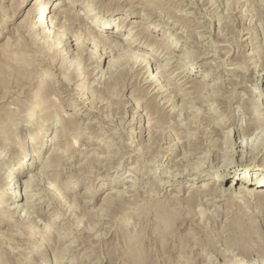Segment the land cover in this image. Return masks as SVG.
<instances>
[{
	"label": "rangeland",
	"instance_id": "374dc122",
	"mask_svg": "<svg viewBox=\"0 0 264 264\" xmlns=\"http://www.w3.org/2000/svg\"><path fill=\"white\" fill-rule=\"evenodd\" d=\"M67 1L60 6L62 0H0V174L5 173L7 180L13 179L9 175L22 179L15 186L13 181V188L0 183V207L12 205L9 190L25 192L24 180L31 174L37 173L40 180L31 198L34 214L26 216L23 210L18 217L11 215L16 212L12 209L1 214L5 222H0V264H264V252L256 256L259 248L264 249V198H240L242 202L230 205L221 193L212 199V194L198 190L212 174L196 178L171 174L190 157H195L191 167L200 173L230 162L229 181L221 184L229 192L237 182L234 174H240L251 157L229 151L236 132L250 129L259 133L257 143L264 141V129L251 124L259 116L255 111L264 113V3ZM54 2L60 7L57 15L70 16L66 23L54 31V18L46 30L28 31L27 24L38 17L34 8L40 11ZM96 19L99 24L123 26L121 38L133 27L139 45L132 50L154 54L156 63H151L149 73L119 48L100 62L89 58L93 41L100 38L91 32L90 22ZM65 30L81 34L84 42L92 40L89 50L76 49L74 37L68 39L73 41L71 50L68 44H59ZM12 55H22L23 65ZM111 57L113 73L107 70ZM184 57L187 65L181 63ZM166 62L170 65L161 66L162 92L145 78ZM22 78L29 83H20ZM40 99H46L44 104ZM191 153L196 155L192 158ZM22 160L34 169L20 175ZM263 161L262 156L259 162ZM54 162L60 164L54 167ZM219 174L226 176L223 170ZM237 190L238 185L232 186ZM191 201L195 204L190 206ZM230 206L236 214L228 217ZM163 207L167 211L157 216ZM237 215L243 218V227L231 233L228 221ZM157 219L165 220V226H158ZM204 252L210 253L206 254L210 261Z\"/></svg>",
	"mask_w": 264,
	"mask_h": 264
},
{
	"label": "bare ground",
	"instance_id": "6f19581e",
	"mask_svg": "<svg viewBox=\"0 0 264 264\" xmlns=\"http://www.w3.org/2000/svg\"><path fill=\"white\" fill-rule=\"evenodd\" d=\"M259 1V0H258ZM69 3V1H67V0H62V2L60 3V6H62L63 4H65V3ZM259 2H261V4H262V2L264 3V0H260ZM41 3V2H40ZM55 3V2H54ZM67 3V4H68ZM38 5H39V2H38ZM19 6H20V4H19ZM51 6V5H50ZM50 6H47V4L45 5V7L44 8H42V9H40V11H39V8L38 7H36V8H34V13L35 12H37L38 11V17H37V20H31L30 21V24H27V25H29L28 26V31H31V33L33 32V34L35 33V34H38V30L37 29H39V30H41V29H43V30H46L45 28L47 27V26H49L47 23H48V21H51L52 20V22H53V19L54 18H57L54 22H53V27L55 28L56 27V25H61V24H64V23H66L65 21L66 20H68L69 18H70V16H67V15H63V16H65V19H64V21H61V19L63 18V16H59V15H57V11H59V5L57 4V3H55L52 7H50ZM33 9V8H32ZM69 9H71V8H69ZM228 9V8H227ZM62 10V9H61ZM64 10V9H63ZM62 10V11H63ZM72 10V9H71ZM93 10V9H92ZM15 11V10H14ZM17 11V10H16ZM66 11V10H65ZM69 11V10H68ZM31 12V11H30ZM51 12H54L53 14L51 13ZM60 13V12H59ZM63 13H64V11H63ZM70 13V12H69ZM95 12L93 11V12H91V13H89V14H94ZM209 14V13H208ZM28 15H30V14H28ZM193 15H195L194 13H193ZM30 18V17H29ZM124 18V17H123ZM69 21H71V22H73L72 20H69ZM96 21H98L97 19L96 20H94V21H92V22H90V27H92L91 28V32H93V33H95L96 35L97 34H100V38H98V39H96V38H94V39H96V40H94L93 41V43H92V40H87V41H85L84 42V40H82L80 37V35H75V34H70V32H66V30L65 31H63L60 35H59V39H58V41L57 42H59V44H62V42H64V45L65 44H68V47H67V49H69V50H71L70 49V47H71V44H72V42L73 41H76V43H74V45L76 46V49L78 48V50H80V52H82V53H84V51H87V49L89 50V46H90V44L92 43V44H94V50H92V51H90L91 52V54H90V56H89V58L91 59V60H93V61H96V62H100L101 61V58L102 59H104L105 60V57H107L108 55H109V53L110 52H112L114 49L116 50V48L118 49L119 48V50H123L122 51V53H126L125 54V56L132 62V64H135V65H137V66H140L141 68H143V69H145L146 68V72H148L149 73V71H150V68L152 67V66H150L151 65V63H156V60L154 59L155 57H153V53H139L138 51H133L132 50V48H135V49H137L138 48V45H139V43H137L136 42V40H137V38L135 37L136 36V34L133 32V27H131L130 29H129V31H128V33H127V35L126 36H124V37H119V34H120V32H121V30H122V27L123 26H121V25H118L117 23H116V25L114 26V27H111V23L109 24V22H107V23H104V24H99V22L100 21H98V23L96 22ZM124 21V20H123ZM62 22H64V23H62ZM136 22V21H135ZM29 23V22H28ZM69 24V23H68ZM67 24V25H68ZM51 25V24H50ZM69 25H72V23L71 24H69ZM68 25V26H69ZM63 26V25H62ZM65 26V25H64ZM27 27V26H26ZM50 27V26H49ZM48 27V28H49ZM60 28V26L58 27V28H55V30L54 31H57L58 29ZM69 28V27H68ZM72 28V27H71ZM60 31H58V33H59ZM73 32V31H72ZM98 32H100V33H98ZM136 32V31H135ZM197 32V31H196ZM51 33V32H50ZM106 33V34H105ZM195 33V32H194ZM110 34V35H109ZM193 34V33H192ZM56 35V34H55ZM196 36V35H195ZM74 37V38H73ZM73 38V39H72ZM92 38V37H91ZM68 39H72L73 41L71 42V40H70V42H69V40ZM169 39L170 40H173V37H169ZM168 39V40H169ZM60 40V41H59ZM169 40V41H170ZM179 42H174V46H177V44H178ZM29 44V43H28ZM101 45V46H100ZM93 47H92V49H93ZM99 47H101L100 49H98ZM12 48V47H11ZM14 49V48H13ZM75 49V50H76ZM109 49V50H108ZM111 49V50H110ZM12 51V50H11ZM150 51V50H149ZM186 51V50H185ZM10 52V51H9ZM13 52V51H12ZM37 53V52H36ZM190 55H192L193 56V53H191V52H188ZM11 54V53H10ZM67 54V53H66ZM73 54V53H72ZM20 55V54H19ZM184 55V54H183ZM185 55H186V53H185ZM184 55V56H185ZM8 56H9V54H8ZM158 56H161V53H159V55ZM163 56L164 55H162V58H163ZM187 57L189 56L188 54L186 55ZM187 57H184L185 59L184 60H182V65H187V63L186 62H189V60L187 59ZM9 58H10V56H9ZM12 58H14L13 60H15L18 64L20 63V64H22V62L24 63V57L21 55L20 57H17V58H15V57H13V55H12ZM23 58V59H22ZM262 58V57H261ZM11 59V58H10ZM9 59V60H10ZM164 59H166V57L164 58ZM195 60H196V57L194 58ZM8 60V61H9ZM114 61H115V58H113V57H111V59L108 61V65H107V70H108V72L110 71V72H112L113 73V69H114V67H115V64H114ZM158 61V60H157ZM123 63V62H122ZM129 63V62H128ZM257 63V62H256ZM11 64V63H10ZM9 64V65H10ZM131 64V63H130ZM166 64H169V63H165V64H161V63H159L158 65H157V67L155 68V70H154V72H150V74L148 75V78L149 79H146L145 78V82H152L153 84L155 83H157V85H155V86H159L158 88L159 89H157L158 91L160 90V91H162L164 88V86L162 85V81H163V73L161 72V66H165ZM23 65V64H22ZM31 65V64H30ZM33 65H35V64H33ZM170 65V64H169ZM25 66H27V63H26V65ZM133 67H134V65H132ZM192 66L194 67V68H197V64L196 63H192ZM22 66H20V68H21ZM27 67H30L29 65L27 66ZM35 67V66H34ZM131 67V66H130ZM132 67V68H133ZM264 67V66H263ZM29 69V68H28ZM123 69V68H122ZM21 70H22V68H21ZM35 70V69H34ZM103 70V69H102ZM101 70V71H102ZM114 70H116V69H114ZM256 70V69H255ZM262 71H264V68L263 69H261ZM29 71V70H28ZM121 71H123V70H121ZM145 71V70H144ZM25 72V71H24ZM35 72V71H34ZM31 74H32V72H31ZM58 75V74H57ZM263 77V79L262 80H264V72H263V74H261ZM97 76V75H96ZM101 76V75H100ZM112 76V75H111ZM126 76V75H125ZM206 76H208V75H206ZM93 78V77H92ZM109 78V77H108ZM244 79V78H243ZM22 80H24L23 78L21 79V81H20V83H22L23 85H26V84H28L29 82H26L28 79H26V81L24 80V81H22ZM115 80V79H114ZM28 81H30V80H28ZM122 81V80H121ZM121 81H119L120 83H121ZM58 82V81H57ZM158 82H161V83H158ZM251 82V81H250ZM111 83V82H110ZM152 83H150V84H152ZM165 83V82H164ZM116 84V83H115ZM118 84V83H117ZM22 85V86H23ZM31 85V84H30ZM164 85H167V83H165ZM114 86V85H113ZM183 87V86H182ZM8 88V87H7ZM163 88V89H162ZM60 89V88H59ZM112 89V88H111ZM156 90V91H157ZM255 90V89H254ZM43 91H45V90H43ZM109 91V90H108ZM42 92V91H41ZM163 92V91H162ZM88 93V92H87ZM106 93H107V91H106ZM165 93V92H164ZM44 94H47V93H45L44 92ZM48 94H49V92H48ZM53 94V93H52ZM40 96V95H39ZM212 96V95H211ZM41 97V96H40ZM43 97H48V96H44L43 95ZM51 98V97H50ZM101 98V97H100ZM167 99V98H166ZM41 101H40V103H43L44 104V100H46V99H44L43 101H42V99H40ZM100 100V99H99ZM101 100H103V99H101ZM37 101V100H36ZM58 101V100H57ZM38 102V101H37ZM47 102H49V101H47ZM56 102V101H55ZM39 103V105H41ZM100 103V102H99ZM189 103V102H188ZM157 104V103H156ZM172 104V103H171ZM183 104V103H182ZM145 105V104H144ZM151 105V104H150ZM193 105V104H192ZM18 106H19V104H18ZM60 106H61V103H60ZM189 106V105H188ZM253 106H254V108L257 106V102L256 103H254L253 104ZM22 107V106H21ZM43 107V106H42ZM41 107V108H42ZM3 108V107H2ZM23 108V107H22ZM44 108V107H43ZM46 108V107H45ZM44 108V109H45ZM49 108V107H48ZM179 108V107H178ZM14 109V108H13ZM26 109H24V111H25ZM152 110V109H151ZM6 111V110H5ZM9 112V111H8ZM148 113V112H147ZM4 114V113H3ZM254 114H259V116H258V119H255L254 118V120H253V122L251 123L252 124V127L254 126V127H257L258 125L260 126L259 128L261 129L262 128V130L264 129L263 127H264V123L261 121V118H264V116L263 117H261L262 116V114H264L263 112H258V111H255V113ZM6 116V115H5ZM27 116V115H26ZM28 118V117H27ZM2 119V118H1ZM5 119H7V118H5ZM13 119H15L14 117H13ZM25 119V118H24ZM29 119V118H28ZM205 119V118H204ZM2 120H4V119H2ZM27 120V119H26ZM30 120V119H29ZM73 120V119H72ZM142 119L140 118V123L142 122L141 121ZM146 119H144V122H146L145 121ZM10 121V120H9ZM15 121V120H14ZM23 121H25V120H23ZM45 121V120H44ZM74 122H75V120H73ZM246 121V120H245ZM264 121V120H263ZM5 122H6V120H5ZM10 122H12V121H10ZM53 122V121H52ZM57 122H58V120H57ZM66 122V121H65ZM77 122V121H76ZM196 122H197V120H196ZM13 123V122H12ZM45 123V122H44ZM138 123H139V120H138ZM250 123V122H249ZM65 124H68V123H65ZM145 124V123H144ZM247 124V123H246ZM45 125V124H44ZM70 125V124H69ZM76 125V124H75ZM75 125H74V127H75ZM149 125V124H148ZM248 125H250V124H248ZM81 126H83V125H81ZM241 126H242V124H241ZM244 127H245V125H243ZM242 126V127H243ZM48 127V126H47ZM69 127V126H68ZM140 127V126H139ZM248 127V126H247ZM247 127H245V128H247ZM81 128V127H80ZM205 128V127H204ZM234 128V127H233ZM70 129H74V128H71V126H70ZM75 129H76V127H75ZM220 129V128H219ZM237 129V128H236ZM206 130V129H205ZM80 132V131H79ZM213 132V131H212ZM212 132H211V134H212ZM224 132V131H223ZM159 133V132H158ZM240 133H243V134H240ZM67 134V133H66ZM154 134V133H153ZM215 134V133H214ZM220 134V133H219ZM223 134V133H222ZM236 134L238 135L235 139H234V141H232V149H230L229 151H232V155L235 153V152H237L238 154H241L242 155V157H248V155H250L251 157H250V160H248L249 162H246L245 160V163L242 165V168H241V173L240 174H234V180H237V182L236 183H233V184H231L230 185V187L228 188L230 191L229 192H226V189H224L223 190V188H221V184H223V183H225V182H227V181H229V177H230V175H229V173L232 171L231 170V168L230 167H228L229 165H230V162H228V163H225V165H224V167L222 166V167H215V169H212V171H205V173H200L199 172V168L197 169V167H191V164H190V161L191 160H194V158H193V155L195 154H192V158L193 159H191V157L189 158V159H187L186 161H182V164H178L177 165V167L176 168H174V170H175V172L173 171L171 174H175L176 176H178V177H189V176H191V175H193L192 177H197V176H200V175H202V174H212L211 176L212 177H210V179L208 180V183H201L202 185L200 186V188L198 189L199 191H206V193H208V195H210V196H212V199L213 198H215L217 195H215V194H219V193H221L220 194V198H222V199H224V200H230L228 203H230V205H232L231 204V202H235V200L236 201H239V202H242L241 200H243V199H245V198H248L249 200L250 199H255V198H264V191L263 190H261V189H258L259 187H264V161H263V163H260L259 162V158H261L262 156L264 157V141L261 143V144H259V143H257L256 141H257V138H258V135H259V133H256V132H254V131H251L250 129L249 130H245L244 128L243 129H241L240 131H238V132H236ZM180 135H181V133H180ZM193 135V134H192ZM229 136V135H228ZM260 136V135H259ZM16 137V136H15ZM181 137V136H180ZM221 137V136H220ZM227 137V136H226ZM233 137V136H232ZM162 138V137H161ZM229 138V137H228ZM228 138H227V141H228ZM231 138V137H230ZM12 139V138H11ZM259 139V138H258ZM261 139V138H260ZM226 140V139H225ZM233 140V139H232ZM262 140V139H261ZM230 141V140H229ZM228 141V142H229ZM90 142V141H89ZM217 142V141H216ZM76 144V143H75ZM185 144V143H184ZM186 145V144H185ZM220 145V144H219ZM227 145H228V143H227ZM3 147H2V149H6L7 147H5L4 146V144L2 145ZM7 146V145H6ZM81 146V145H80ZM222 146V145H221ZM230 145H228V147H229ZM76 147V146H75ZM186 147V146H185ZM190 147V146H189ZM192 147V146H191ZM194 147V146H193ZM192 147V148H193ZM223 147V146H222ZM227 147V148H228ZM47 148V147H46ZM78 148V147H77ZM83 148V147H82ZM226 148V149H227ZM229 148H231V147H229ZM186 149V148H185ZM192 150H194V149H192ZM5 151V150H4ZM86 151V150H85ZM92 151V150H91ZM150 151V150H149ZM173 151L174 150H172V152H170V154H172L173 153ZM190 151V150H189ZM197 151V150H196ZM228 151V150H227ZM229 151L228 152H226V153H229ZM192 152V151H191ZM194 152V151H193ZM19 153V152H18ZM39 153V152H38ZM38 153L37 154H34L33 155V161L36 159V157L38 156ZM89 153V152H88ZM91 153V152H90ZM106 153V152H105ZM231 153V152H230ZM19 154H21V153H19ZM196 155V154H195ZM218 155V154H217ZM223 155H224V153H223ZM40 156V155H39ZM185 157V156H184ZM220 157H222L221 155H220ZM224 157H226V156H224ZM183 158V157H182ZM235 158V157H234ZM32 159V158H31ZM47 159V158H46ZM115 159V158H114ZM119 159V158H118ZM216 159V158H215ZM219 159V158H218ZM93 160V159H92ZM199 160V159H198ZM228 160V159H227ZM231 160V159H230ZM23 161V160H22ZM39 161V160H38ZM197 161V160H196ZM51 162V161H50ZM104 162V161H103ZM193 162V161H192ZM55 163V162H54ZM56 163H58V162H56ZM55 163V166L54 165H52V166H54V167H56V166H58V164H60V163H58V164H56ZM91 163V162H90ZM96 163V162H95ZM171 163V162H170ZM177 163V162H176ZM117 164V163H116ZM198 164V163H197ZM1 165V164H0ZM3 165V164H2ZM48 165H49V163L47 162L46 164H45V168L44 169H46V168H48ZM92 165H94V163L92 164ZM174 166H175V164H173ZM196 166V165H195ZM199 166V165H198ZM4 167V166H3ZM5 167H7V166H5ZM50 167V166H49ZM201 167V166H200ZM171 168V167H170ZM34 168H33V166H32V164H27L26 163V161H23V163H22V167H21V170H19V173H20V175L21 174H25V173H28L29 171H31V170H33ZM43 169V168H42ZM206 169H207V167H206ZM8 170V169H7ZM200 170H203V169H201L200 168ZM221 170H223L224 171V173L226 174V176H221L220 174H219V172L221 171ZM46 171V170H45ZM262 171V172H261ZM8 172V171H7ZM43 172V171H42ZM168 172V171H167ZM170 172V171H169ZM202 172H204V171H202ZM0 173H1V170H0ZM2 174V173H1ZM0 174V183H3V184H5V185H10V187L9 188H13V187H11V184H12V182L14 181V183H13V185L15 186L16 184H19V183H21V178H19V176H18V178H17V176H13V175H9L8 176V178H13L12 180L10 179V180H7V178L5 177V173H4V175H1ZM10 174V173H9ZM170 174V175H171ZM38 174L36 173V174H31V177H29L28 179L26 178V180H24V184H26L25 185V192L23 193L21 190L19 191H13V189H11V190H9L8 191V193H9V195L10 194H13V196H11V197H9L11 200H12V205H9V207L7 208V209H5V207L3 206H1L0 207V222H2V223H4L5 221H4V218L1 216V214H3L4 212H6L7 210H9V209H12V210H16V212H13V213H11V215H16V214H18V217L19 216H21V211H26L27 213H26V216H28V214L29 213H32L31 211H32V208H34L35 207V204H33V200L31 199L32 197H35L36 196V194H34V190L35 189H33L34 188V186L35 185H37V184H40L39 183V176H37ZM195 175V176H194ZM227 175H229V176H227ZM44 177V176H43ZM170 178V177H169ZM175 178V177H174ZM48 179V178H47ZM173 179V178H172ZM219 179V180H218ZM174 180V179H173ZM177 180V179H176ZM47 182V181H46ZM168 182V181H167ZM172 182V181H171ZM236 185H238V190H237V192H235V191H232V186H236ZM4 186V185H3ZM197 190V191H198ZM118 191V190H117ZM209 191V192H208ZM193 192V194L195 193L194 191H192ZM192 194V193H191ZM190 194V195H191ZM212 194V195H211ZM8 195V196H9ZM193 196V195H192ZM209 196V197H210ZM202 197V196H201ZM208 197V198H209ZM8 198V199H9ZM25 198V201H24V203L23 204H21L19 201H21V200H23ZM203 198V197H202ZM201 198V199H202ZM211 198V197H210ZM241 198V200H238V199H240ZM34 199V198H33ZM37 199V198H36ZM199 199V198H198ZM192 200H194V199H192ZM59 201V200H58ZM129 201V200H128ZM190 201V200H189ZM200 201V200H199ZM199 201H197V202H199ZM60 202V201H59ZM69 202V201H68ZM188 202V201H187ZM245 202V201H244ZM107 203V202H106ZM195 204V201L193 202V201H191V202H189V204H190V206L192 205V204ZM131 204V203H130ZM207 204H209V203H207ZM213 204V203H212ZM190 206H187V207H190ZM193 206H195V205H193ZM192 206V207H193ZM7 207V206H6ZM181 207V206H180ZM190 209V208H189ZM188 209V210H189ZM61 210V209H60ZM181 210V209H180ZM194 210V209H193ZM228 210V211H227ZM227 212H226V214H228L227 216L229 217V216H232L233 214H236L235 213V211H233V209H232V206H230V208H227ZM33 211H35V210H33ZM100 211V210H99ZM148 211V210H147ZM165 211H167V209L166 208H159V210L157 209V216L159 215V213L160 212H165ZM10 212V211H9ZM17 212H19V213H17ZM112 212V211H111ZM194 212V211H193ZM36 213V212H35ZM116 213H117V211H116ZM188 213H190L191 215H192V213L191 212H188ZM224 213V212H223ZM32 214H34V213H32ZM184 214V213H183ZM194 214V213H193ZM209 214V213H208ZM225 214V213H224ZM109 215V214H108ZM147 215H149V214H147ZM190 215V216H191ZM210 215V214H209ZM211 215H213V214H211ZM7 216H8V214H7ZM185 216V215H184ZM190 216H187V218L189 217V218H191L192 219V217H193V215L190 217ZM204 216V215H203ZM208 216V215H207ZM235 216V215H234ZM148 217V216H147ZM181 217V216H180ZM180 217L178 218V219H180ZM186 217V216H185ZM196 217H197V215H196ZM205 217V216H204ZM227 217V218H228ZM7 218V217H6ZM182 218V217H181ZM203 218V217H202ZM194 219V218H193ZM230 219H231V217H230ZM242 219L243 218H241L239 215H237L235 218L233 217V219L230 221H228V222H230V226L229 227H227V228H230L231 229V233L232 232H235L237 229H238V231H239V228L240 229H242L241 227H243L242 225H240L242 222ZM9 220H11L10 218H9ZM76 220V219H75ZM146 220V219H145ZM182 220V219H181ZM184 220V219H183ZM182 220V221H183ZM234 220V221H233ZM4 221V222H3ZM156 221H158V222H155V223H158L157 225L159 226H162L163 227V225L165 226V220H162V219H157ZM233 221V222H232ZM10 222V221H9ZM33 222V221H32ZM56 222V221H55ZM243 224V223H242ZM33 225V224H32ZM167 225H170L171 227H173V221H168V223H167ZM10 226V225H9ZM34 227V226H33ZM28 227H26V229H27ZM245 228V227H244ZM244 228H243V230H241L240 232L241 233H243L244 232ZM228 231V230H227ZM239 232V233H240ZM68 234V233H67ZM54 235V234H53ZM207 235H208V233H207ZM215 235V234H214ZM234 235V234H233ZM232 235V236H233ZM205 236H206V234H205ZM19 237V236H18ZM66 237V236H65ZM164 237V236H163ZM172 237V236H171ZM208 237V236H207ZM206 237V238H207ZM210 237H211V235H210ZM234 237V236H233ZM1 239V238H0ZM64 239V238H63ZM226 240V239H225ZM232 240V239H231ZM230 240V241H231ZM234 240V239H233ZM238 240H240V237H238V238H236L234 241H231L233 244L235 243V244H237L238 243ZM208 241H211V239L209 240L208 239ZM217 241V240H216ZM1 242V241H0ZM3 242V241H2ZM2 244V243H1ZM185 244V243H184ZM204 244H206V243H204ZM244 244V243H243ZM18 245V244H17ZM55 245V244H54ZM206 245H208V243L206 244ZM212 245V244H211ZM211 245H209V247H211ZM66 246V245H65ZM246 246V245H245ZM0 247H2V246H0ZM17 247V246H16ZM164 247H166V246H164ZM24 248V247H23ZM170 248V247H169ZM4 249V248H3ZM173 249V248H172ZM165 250H167V249H165ZM23 251V250H22ZM55 251V250H54ZM168 251V250H167ZM166 252V251H165ZM183 252H184V250H183ZM261 252H264V249H262V247H261V249L259 248L258 249V252L256 253V256H257V254H259L260 255V253ZM209 253V252H208ZM208 253H206V252H204V253H202V255L204 256V258L205 259H208V257L206 258V254L207 255H209ZM187 254V253H186ZM185 254V255H186ZM261 254H263V253H261ZM179 255H181V254H179ZM178 255V256H179ZM258 255V256H259ZM264 255V254H263ZM58 256V255H57ZM182 256V255H181ZM202 256V257H203ZM211 256H213V255H211ZM188 257V256H187ZM255 257V256H254ZM263 257V256H262ZM189 258V257H188ZM211 258V257H210ZM215 258V257H214ZM255 258H257V261L259 260V258L258 257H255ZM255 258H254V260H255ZM88 259V258H87ZM177 259V258H176ZM175 259V260H176ZM217 259V258H216ZM19 260V259H18ZM60 260V259H59ZM58 260V261H59ZM209 260V259H208ZM207 260V261H208ZM262 261H264V259H261ZM21 261V260H20ZM25 261V260H24ZM179 261V260H178ZM184 261V260H183ZM210 261V260H209ZM27 262V261H26ZM26 264V263H25ZM79 264V263H78ZM208 264V263H207Z\"/></svg>",
	"mask_w": 264,
	"mask_h": 264
}]
</instances>
